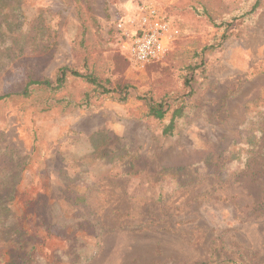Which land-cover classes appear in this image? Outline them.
<instances>
[{
	"label": "rangeland",
	"instance_id": "374dc122",
	"mask_svg": "<svg viewBox=\"0 0 264 264\" xmlns=\"http://www.w3.org/2000/svg\"><path fill=\"white\" fill-rule=\"evenodd\" d=\"M21 1L29 46L1 58L0 94L19 91L29 74L53 79L65 65L82 72L85 57L130 91L124 104L98 96L72 107L67 101L81 99L85 84L70 76L57 96L67 99L45 111L38 99L50 97L46 91L0 99V180L16 183L11 206L38 230L42 255L52 264H264L263 140L245 162L216 164L196 182L177 188L161 180L163 200L151 184L161 168L190 174L193 163L228 157L233 140L264 129V9L230 23L247 0H156L181 35L163 58L138 68L125 60L111 23L133 0ZM220 20L230 25L217 28ZM223 31L220 44L202 51ZM38 42L47 48L32 51ZM189 64L196 67L188 72ZM165 91L178 97L166 118L145 115L139 98ZM181 100L190 109L163 135ZM125 153L138 159L129 163ZM82 187L86 199L75 203Z\"/></svg>",
	"mask_w": 264,
	"mask_h": 264
},
{
	"label": "trees",
	"instance_id": "16d2710c",
	"mask_svg": "<svg viewBox=\"0 0 264 264\" xmlns=\"http://www.w3.org/2000/svg\"><path fill=\"white\" fill-rule=\"evenodd\" d=\"M21 3V0H0V60L1 58L5 59L9 57L15 59L23 55L28 49L29 44H27L26 40L27 32L22 29ZM261 9H264V0H247L245 8H240L237 14L232 15L230 23L234 21L239 23L251 19ZM91 18L94 20L93 16ZM214 25L220 28L225 25L229 26L230 24L229 21L220 20L218 24ZM224 33L225 31L219 35H213L209 44L203 45L202 51L212 47L216 42L220 44L222 39L226 37ZM36 38H38V35H36ZM33 44L35 43H31V46H33ZM37 48H47V46L45 47L38 42L31 50L34 51ZM125 60L130 63L126 56ZM187 66L188 72L196 67L195 65L191 66V64ZM83 67V71L81 72L75 67L67 65L61 66L57 69L53 79L35 77V75L29 74L28 81H26L19 91L0 94V99L8 97L32 100L36 97L38 91H46L50 97L45 98V100L41 102L38 97H36V99H38V105L41 106L40 110L45 111L50 109L54 104L60 103L61 100L67 99L65 95L62 97L57 96L64 91L65 84L69 77L74 76L80 78L85 85L80 92L81 99L77 101L68 100L66 103L67 105L71 104L72 107L73 105L79 106L84 102V104L87 105L92 97L98 96H107L122 104L127 102L130 96L129 84L126 83L122 77L113 79L105 74L103 70H94V68L87 63L86 57L83 59ZM186 76L185 83L188 84L192 80V73L190 72L186 74ZM187 87L189 89L190 85H187ZM171 91L172 90H170V92ZM170 92L165 91L159 96L148 93L142 95L139 100H142L145 115L158 121L164 120L167 113L174 105L173 102L178 99L176 95H171ZM179 103V105L172 109L170 117L166 123L163 124L161 130L163 135H173L179 126V122L182 120L187 110L190 109L188 101L181 100ZM262 103H264V101ZM263 130V128H258L253 135L245 136L243 139L236 142L233 140L230 144L231 148H229L231 155L228 157L221 156L219 153L216 154L213 159L207 157L193 163L189 166V171H191L190 174L186 173L188 168H185V166L159 169V171L154 173L151 180V184L154 188L159 187V192L156 195L157 199L163 200L168 197V194L164 196L163 183L161 180L167 179L168 183L173 181V187L179 188L189 183L196 182L198 179L205 178L212 168H215L216 164L218 165L216 166L217 168L223 166L227 168L226 165L229 160H235L237 162L241 160L245 162L244 160L247 159V156L249 154L251 156L252 153H254L259 145L258 143L261 142V140L264 141V137H262ZM234 148L237 149L236 152ZM120 156L123 159L128 158L129 163H135V160L138 159L136 155L130 156L127 153L121 154ZM225 161H227V163H225ZM24 165L25 162H21L14 170H18L19 172L24 168ZM4 177L14 178L15 175L8 172ZM186 177H188V179H185ZM12 180H0V242L5 243L4 249L0 248V264H52V261L49 262V260L42 255L40 242L36 243L35 241L38 236V230L28 227L26 216H24L21 221L16 211L11 206L16 192V183H12ZM82 188L83 189H78L76 191L75 203H84L86 199L87 192L84 187ZM36 220L42 223L41 227H45L42 217H37Z\"/></svg>",
	"mask_w": 264,
	"mask_h": 264
},
{
	"label": "built area",
	"instance_id": "2783aa9c",
	"mask_svg": "<svg viewBox=\"0 0 264 264\" xmlns=\"http://www.w3.org/2000/svg\"><path fill=\"white\" fill-rule=\"evenodd\" d=\"M111 23L121 52L138 68L163 58L181 35L156 0L121 3Z\"/></svg>",
	"mask_w": 264,
	"mask_h": 264
}]
</instances>
